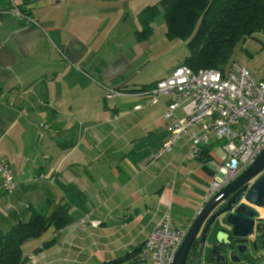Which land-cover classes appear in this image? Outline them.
Listing matches in <instances>:
<instances>
[{
    "label": "crops",
    "instance_id": "crops-1",
    "mask_svg": "<svg viewBox=\"0 0 264 264\" xmlns=\"http://www.w3.org/2000/svg\"><path fill=\"white\" fill-rule=\"evenodd\" d=\"M161 1L0 0V158L18 183L8 196L0 178V227L61 206L73 221L25 243V264H115L168 211L182 227L206 202L221 146L191 159L182 139L156 160L171 99L146 105L138 95L190 55L167 36L162 5L139 37L143 12ZM107 89L122 94L107 99ZM140 256L118 264H142Z\"/></svg>",
    "mask_w": 264,
    "mask_h": 264
},
{
    "label": "built area",
    "instance_id": "built-area-1",
    "mask_svg": "<svg viewBox=\"0 0 264 264\" xmlns=\"http://www.w3.org/2000/svg\"><path fill=\"white\" fill-rule=\"evenodd\" d=\"M15 15L38 26L19 10ZM121 94L114 89L106 90L107 99ZM138 95L146 97V105L156 104L161 97L171 99L162 118L167 124V138L155 155L156 160L172 152L182 139L189 143L188 157L191 159L198 158L212 141L221 146L224 157L212 171V183L204 205L264 151V80L255 79L239 62L231 63L228 68L199 71L182 64ZM141 108L138 105L134 109ZM178 111L182 112L180 118L176 117ZM0 175L4 193L13 196L18 183L11 166L1 158ZM84 222L85 219L81 221ZM190 227L191 223L182 227L175 225L168 211L144 242L141 263L173 264Z\"/></svg>",
    "mask_w": 264,
    "mask_h": 264
},
{
    "label": "trees",
    "instance_id": "trees-1",
    "mask_svg": "<svg viewBox=\"0 0 264 264\" xmlns=\"http://www.w3.org/2000/svg\"><path fill=\"white\" fill-rule=\"evenodd\" d=\"M159 5L165 9L167 36L186 43L190 55L183 65L194 71L227 68L238 62L233 59L238 45L256 35H264V0H162L143 12L147 28L139 32L140 38L150 35L149 24L158 14ZM72 222L66 206H61L52 212L33 210L27 223L16 219L10 228L0 227V264H25V243L40 238L51 227L60 232ZM56 242L54 239L44 244L43 249ZM141 251L139 246L115 264L125 263Z\"/></svg>",
    "mask_w": 264,
    "mask_h": 264
},
{
    "label": "water",
    "instance_id": "water-1",
    "mask_svg": "<svg viewBox=\"0 0 264 264\" xmlns=\"http://www.w3.org/2000/svg\"><path fill=\"white\" fill-rule=\"evenodd\" d=\"M262 209L264 151L200 209L173 264H264V258L255 263L249 259L250 245L257 254L258 240L264 239Z\"/></svg>",
    "mask_w": 264,
    "mask_h": 264
},
{
    "label": "rangeland",
    "instance_id": "rangeland-1",
    "mask_svg": "<svg viewBox=\"0 0 264 264\" xmlns=\"http://www.w3.org/2000/svg\"><path fill=\"white\" fill-rule=\"evenodd\" d=\"M233 59L243 65L255 79L264 80V35H256L244 44L238 45L235 49ZM217 157L222 160L224 152L217 150ZM217 166L218 164L214 163V168ZM0 178L2 183L1 175Z\"/></svg>",
    "mask_w": 264,
    "mask_h": 264
},
{
    "label": "flooded vegetation",
    "instance_id": "flooded-vegetation-1",
    "mask_svg": "<svg viewBox=\"0 0 264 264\" xmlns=\"http://www.w3.org/2000/svg\"><path fill=\"white\" fill-rule=\"evenodd\" d=\"M257 248H258L259 252L257 254H254L253 247H251V245H250V249H251L250 254H252V255L250 256L249 259H251L253 262L254 261L256 262L259 259H261V258L263 259L264 258L263 254H262L264 252V239L263 240H258ZM221 251L224 252V253H227V249H226V247L224 245H222ZM226 257H227V255H226Z\"/></svg>",
    "mask_w": 264,
    "mask_h": 264
}]
</instances>
